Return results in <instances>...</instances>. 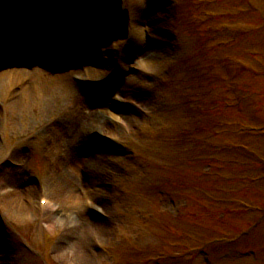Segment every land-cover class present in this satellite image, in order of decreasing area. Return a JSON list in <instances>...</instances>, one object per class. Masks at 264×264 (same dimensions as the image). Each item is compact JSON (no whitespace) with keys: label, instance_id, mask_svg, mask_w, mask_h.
I'll list each match as a JSON object with an SVG mask.
<instances>
[{"label":"rangeland","instance_id":"374dc122","mask_svg":"<svg viewBox=\"0 0 264 264\" xmlns=\"http://www.w3.org/2000/svg\"><path fill=\"white\" fill-rule=\"evenodd\" d=\"M34 1L26 17L37 25L30 31L43 34L62 11L55 13L56 3L68 2ZM146 1L78 0L79 19L66 17L50 38L76 34L79 50L65 42L73 52L66 61L57 55L51 63L29 46L22 59L13 56L17 44H4L0 35L12 50L9 60H22L9 66L0 52V73L57 74L61 66L60 74L100 81L120 66L100 91L106 103L80 83L84 96L51 113L39 105L29 113L9 111L0 99V264H264V0H155L152 7ZM45 11L49 16L39 21ZM99 15L129 29L98 35L88 50L81 39L92 38L87 20ZM136 47L141 53L121 65ZM41 55V62L34 59ZM92 69L100 75L92 77ZM133 74L144 80L125 91ZM126 105L138 117L132 128L114 112ZM95 113L101 126H78ZM247 125L259 131L246 132ZM243 144L254 153L241 154ZM74 159L75 186L63 175ZM51 217L61 223L47 227Z\"/></svg>","mask_w":264,"mask_h":264},{"label":"bare ground","instance_id":"6f19581e","mask_svg":"<svg viewBox=\"0 0 264 264\" xmlns=\"http://www.w3.org/2000/svg\"><path fill=\"white\" fill-rule=\"evenodd\" d=\"M32 3H30L29 0H16V3L14 4V6H17V13L18 15L22 18V20H26L28 23H30V25H35L32 24L31 22H29L28 18L26 16H28L29 11V7ZM56 8V12H59L63 9L62 3L60 4V1L56 3L55 5ZM16 9V8H15ZM64 11V9H63ZM62 12V11H61ZM48 12L45 11L44 14L39 15L38 20L39 21H46L44 19H46L47 15L49 16V14H46ZM54 13V14H55ZM53 13L51 14V16L54 15ZM23 16V17H22ZM77 16H79L78 14H72L69 15L71 21H75L76 19H79ZM25 21V22H26ZM65 22V20H62L60 22V24L56 27L57 30H59L62 26L63 23ZM14 32L17 34V36L22 35V29L16 27V29H14ZM26 26L28 27V24L26 23ZM31 29L33 27H30ZM36 27L34 26L33 29H35ZM1 30H5V28L3 27V29L1 28ZM30 31V30H29ZM33 33L38 34L37 30L33 31ZM94 33V31H93ZM103 33H105V30L102 29L99 32H95L94 35H92V38L90 39L91 36H85L88 38H82L81 40L84 39V42L82 41L81 44H87V48L88 50H92L94 49L95 43L91 40H98L99 37L98 35H102ZM9 34V39H11V41L14 39L15 43L17 44V48L19 49V51H17L15 49V54L19 55V58H21V51L25 50L24 47L29 46V50L31 51V53L33 54H45L46 53V58L47 61L49 62H53V57L50 53L45 52L46 49L48 48V50H51V47H49L48 44V40H46V38H50L51 36H49L46 33H43L44 37L41 41L44 43L43 47L36 43L35 45L33 44V46L35 48L32 49V45H28L26 43H24V40L22 38H19L20 40L18 41L14 35L13 32H8ZM52 35V34H51ZM54 35V34H53ZM76 43H79V41L77 40ZM23 46V48H22ZM80 47V44H74V47ZM92 48V49H90ZM56 50H54L55 52L57 51V53H61L62 55L66 54L64 48L62 46H56L55 48ZM1 52L6 54L5 55V61L6 64H8L9 66H16L18 67L19 65H22V60L20 62H14L9 60L8 55H7V51L6 48H0ZM135 53H141V50L139 49V47H136L135 50H133L132 53L128 54V56H125L123 58H121V65H125L126 62H128L130 56H133V54ZM87 55V53H86ZM93 57H89L93 62ZM154 57V56H153ZM43 56L41 55L40 57H34V59H36L37 61L41 62ZM77 58V56H74V60ZM22 59V58H21ZM44 60V58H43ZM82 60V58H80L78 56L77 58V62H80ZM55 61V60H54ZM56 63V62H55ZM136 66H138L137 68H142L143 63L140 61L138 62V64H136ZM140 68V69H141ZM149 69V68H147ZM151 70V69H149ZM59 73H52V74H48L46 72H43L42 68H31V69H25V68H16V69H10V70H4L0 73V99L2 101V108H5L9 111L11 110H16V111H20V112H24V113H29L30 110H32L34 107H36L37 105L40 106L41 109H43L44 111H46L47 113H51L53 111H56L59 107V104H62L63 102L75 98V99H79L82 98L84 96V94L80 91V89L78 88L77 84L74 83V81L70 82L69 79L74 76H71L70 73H66V74H60L63 73L61 72V70H58ZM57 71V72H58ZM83 73V72H82ZM81 73V74H82ZM100 72L98 70L92 69L91 72V76L95 77V76H99ZM118 73L116 74V76L114 77L113 80H115L118 77ZM80 77V75H77ZM83 77L85 75H82ZM141 76V77H140ZM70 77V78H69ZM144 77V76H143ZM142 77V74H133V75H129L128 78L125 79V84L123 86L124 90L127 91L126 89L130 88L131 90L134 89L135 86H137L140 82H143L144 78ZM11 80V82L14 80V83L18 84L19 87L16 90H12V86L14 85V83H11V87L9 88V90H2V86L4 84V82H9ZM90 81H95V80H91ZM89 82V81H88ZM21 84V85H20ZM87 94V93H86ZM101 101L103 103H106L107 101H109V99H105L103 96L100 98ZM117 103V102H116ZM118 104V103H117ZM144 108L149 110L151 109V106L148 104V102L144 103ZM114 109L117 108V112L119 114H121L123 117L119 118V120H122V124L124 127L129 128V127H133L135 125V123H137L138 121V117L133 116L132 114H130L132 108L131 107H127V108H123V107H118V106H114ZM131 108V109H130ZM42 110V111H43ZM115 111V113H117ZM117 113V114H118ZM118 114V115H119ZM91 117V119L87 120V121H78V126H85V127H98L101 126V121H100V115L97 116V114L95 113L93 116L89 115V118ZM93 141V139H90ZM102 150L101 149H96V154H99ZM76 160L74 159L72 162L71 166H67L68 168H63V175L65 177V179H67V181H69L70 183H72L75 186V178H74V173L78 171V167L76 165ZM65 164V163H64ZM74 165V166H73ZM91 167V171H93L94 169V164L89 165ZM64 167V166H63ZM88 167V166H87ZM89 168V167H88ZM87 171V169L85 170ZM95 172V171H94ZM71 184V185H72ZM71 186L73 189H71L72 191H74L75 189H77V187ZM75 188V189H74ZM85 193V192H84ZM95 211V208H91ZM78 222V221H77ZM61 223V219L57 220L54 219V217H51L47 222H46V226L47 227H51L53 228L55 225L60 224Z\"/></svg>","mask_w":264,"mask_h":264}]
</instances>
